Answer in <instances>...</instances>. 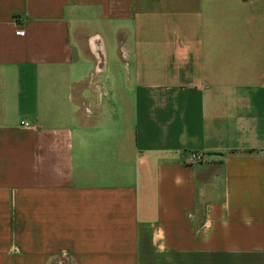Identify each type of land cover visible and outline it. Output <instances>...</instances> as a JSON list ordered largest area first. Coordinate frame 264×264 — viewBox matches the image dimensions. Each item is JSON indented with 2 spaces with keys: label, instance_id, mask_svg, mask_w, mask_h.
<instances>
[{
  "label": "crops",
  "instance_id": "crops-1",
  "mask_svg": "<svg viewBox=\"0 0 264 264\" xmlns=\"http://www.w3.org/2000/svg\"><path fill=\"white\" fill-rule=\"evenodd\" d=\"M234 254L264 259V0H0V264Z\"/></svg>",
  "mask_w": 264,
  "mask_h": 264
},
{
  "label": "rangeland",
  "instance_id": "rangeland-1",
  "mask_svg": "<svg viewBox=\"0 0 264 264\" xmlns=\"http://www.w3.org/2000/svg\"><path fill=\"white\" fill-rule=\"evenodd\" d=\"M217 264H264V259L246 256L243 257L240 254H234L230 257L221 255L217 258Z\"/></svg>",
  "mask_w": 264,
  "mask_h": 264
},
{
  "label": "built area",
  "instance_id": "built-area-1",
  "mask_svg": "<svg viewBox=\"0 0 264 264\" xmlns=\"http://www.w3.org/2000/svg\"><path fill=\"white\" fill-rule=\"evenodd\" d=\"M15 34L17 35H21L23 33V30L21 28H16V30L14 31ZM94 55H95V59H96V64H95V70H99L100 66H101V61H100V54L99 52L97 51H94ZM22 124H26V122H21ZM201 158V156L198 154V153H195V152H191L189 155H188V161L189 162H195V161H198L199 159ZM57 264H61V262H58Z\"/></svg>",
  "mask_w": 264,
  "mask_h": 264
}]
</instances>
